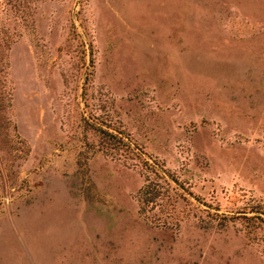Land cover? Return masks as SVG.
<instances>
[{
	"label": "rangeland",
	"instance_id": "1",
	"mask_svg": "<svg viewBox=\"0 0 264 264\" xmlns=\"http://www.w3.org/2000/svg\"><path fill=\"white\" fill-rule=\"evenodd\" d=\"M256 208L264 0H0V264H264Z\"/></svg>",
	"mask_w": 264,
	"mask_h": 264
},
{
	"label": "trees",
	"instance_id": "2",
	"mask_svg": "<svg viewBox=\"0 0 264 264\" xmlns=\"http://www.w3.org/2000/svg\"><path fill=\"white\" fill-rule=\"evenodd\" d=\"M94 129L98 137V143L100 150L104 153H119L122 152L125 156H134L142 161V164L146 166V170L157 178L162 179L165 183L171 186L172 189H181L178 185L176 179L168 173L164 167L157 162H148L143 157V152L140 151L137 146L131 141V139L120 129L111 127H102L101 125H96L95 123H89ZM163 193V192H161ZM138 203L140 204V209L143 211L145 206L149 203L152 204L160 199L159 188H153L149 180L144 178V182L138 192ZM158 206V204L156 205ZM216 211V210H215ZM252 215H241L238 218H242L248 224V221L261 222L264 224V213L259 209H253ZM216 214V213H212ZM232 218V216L225 217Z\"/></svg>",
	"mask_w": 264,
	"mask_h": 264
}]
</instances>
